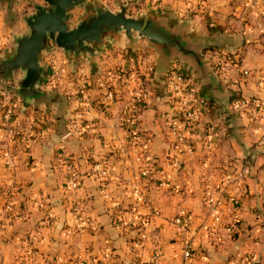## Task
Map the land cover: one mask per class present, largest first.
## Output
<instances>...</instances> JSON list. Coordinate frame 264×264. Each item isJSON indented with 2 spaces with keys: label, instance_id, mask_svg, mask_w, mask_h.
<instances>
[{
  "label": "crops",
  "instance_id": "crops-1",
  "mask_svg": "<svg viewBox=\"0 0 264 264\" xmlns=\"http://www.w3.org/2000/svg\"><path fill=\"white\" fill-rule=\"evenodd\" d=\"M120 2L130 16L154 15L180 28L203 46L212 67L209 51L237 57V82L219 77L208 85L189 62L162 60L136 35L133 42L124 34L108 38L95 56L77 60L59 47L44 52L39 87L50 101L27 104L0 86V264H264V112L232 108L237 87L246 101L264 102V0H85L70 10L71 20L95 5L117 11ZM34 3L14 0L10 8L0 0V57L28 31L24 17ZM175 65L208 104L187 133L191 148L176 145L169 127V120L180 122L166 84ZM132 66L153 70L143 84L149 98L132 116L135 143L120 120L131 100L125 77L120 100L106 111H84L103 98L97 82L106 71L126 76ZM242 70L252 77L243 81ZM130 85L139 88L136 80ZM5 106L13 108L9 125ZM246 164L242 206L220 209L215 221L209 186L226 184L232 193L229 180ZM182 214L191 219L188 233L172 224ZM186 238L193 242L189 259Z\"/></svg>",
  "mask_w": 264,
  "mask_h": 264
},
{
  "label": "water",
  "instance_id": "water-1",
  "mask_svg": "<svg viewBox=\"0 0 264 264\" xmlns=\"http://www.w3.org/2000/svg\"><path fill=\"white\" fill-rule=\"evenodd\" d=\"M27 1L34 3L33 0ZM40 1L41 4L34 3L35 11L24 17L28 31L15 37L12 52L0 57V86L20 97L24 103L51 100L39 87L47 74V68L41 65L42 56L51 47H59L77 60L82 56H95L97 49L107 44L108 38L122 34L131 42L134 35L146 38L162 60L187 61L205 83L211 86L220 84L217 72L204 55L203 46L188 39L180 28L169 27L154 15L130 16L129 4L120 2L119 9L114 12L95 5L74 24L70 10L83 7L85 0ZM13 3L14 0H10V8ZM18 72L23 77L15 85L7 84L6 81L13 80Z\"/></svg>",
  "mask_w": 264,
  "mask_h": 264
},
{
  "label": "built area",
  "instance_id": "built-area-1",
  "mask_svg": "<svg viewBox=\"0 0 264 264\" xmlns=\"http://www.w3.org/2000/svg\"><path fill=\"white\" fill-rule=\"evenodd\" d=\"M208 59L213 65L215 71L222 81L225 83L236 84V80L232 77V72L239 66L238 58H233L229 55L221 54L218 51H209ZM152 68H146L139 70L137 66L131 67V72L122 74V70H108L106 71L105 77L98 80L97 85L102 91L103 98L96 101L95 103H88L85 107V112H90L92 110L106 111L108 106H112L118 100L121 99L122 90H119L118 82L125 77L123 82L124 89L131 95V100L128 103V107L123 111L120 118L122 125L127 129V138L130 143H135L138 137L132 120L131 113L135 112L136 109L143 104L149 98V92L143 86L144 78L152 73ZM242 80L246 81L252 74L248 70H242ZM136 80L139 88L134 89L130 83ZM167 90L170 97L177 103L178 106V116L179 123H174L169 120V127L175 135L176 145L187 146L189 148L192 146V140L187 138V133L196 122L199 120L203 112L208 109V104L203 100L201 96L198 95L194 83L190 78L184 75L181 67L175 65L168 73L167 76ZM250 106L258 108L260 111L264 112V102H259L258 100H245L242 97L241 89L237 87L234 90L232 108L236 111L245 110L250 108ZM13 116V108L10 106L4 107V123L9 125ZM264 144V140L261 141ZM248 166H246L236 173L233 174V178L229 181H233L235 185L234 191L228 193L226 184L211 185L206 192V202L209 205L210 216L215 220L219 221L220 209H239L243 203V196L245 193L244 179L248 173ZM71 168L72 165L68 164ZM76 186L75 182L73 183ZM150 214H155V210L151 208ZM181 232L188 233L190 230L191 219L187 215H178L172 221ZM235 228V223L229 228L233 232ZM193 249V242L189 238L184 240V257L186 259L191 258ZM69 264H83V263H69Z\"/></svg>",
  "mask_w": 264,
  "mask_h": 264
},
{
  "label": "trees",
  "instance_id": "trees-1",
  "mask_svg": "<svg viewBox=\"0 0 264 264\" xmlns=\"http://www.w3.org/2000/svg\"><path fill=\"white\" fill-rule=\"evenodd\" d=\"M231 57H233L234 59L237 58V57H235V56H233V55H232ZM238 61H239V59H238ZM134 113H135V112L131 113V115L133 116Z\"/></svg>",
  "mask_w": 264,
  "mask_h": 264
}]
</instances>
